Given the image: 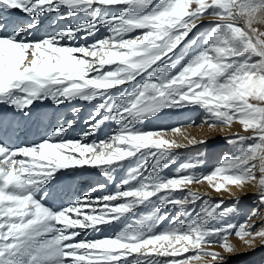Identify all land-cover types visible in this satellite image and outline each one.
I'll return each instance as SVG.
<instances>
[{"label":"snow or ice","instance_id":"6c2138e0","mask_svg":"<svg viewBox=\"0 0 264 264\" xmlns=\"http://www.w3.org/2000/svg\"><path fill=\"white\" fill-rule=\"evenodd\" d=\"M53 14L86 19L36 38ZM204 20L210 27L198 40ZM101 28L108 35L97 38ZM262 29L264 0H0V105L14 110L13 120L45 119L36 105L48 100L57 111L73 101L93 105L79 140L66 136L70 120L37 142L13 146L0 139V264H222L225 258L210 249L234 252L232 236L248 247L257 239L264 244V226L249 223L258 209L243 223H225L238 200L225 206L186 190L203 182L217 193L253 185L255 202L264 206ZM89 37L91 43L77 42ZM184 108L201 109L208 128L238 123L250 135L225 138L241 147L210 172L198 173L190 161L164 177L173 150L186 146L166 135L195 121L155 131L138 125ZM108 122L118 125L108 139L85 142ZM206 143L188 139L192 146ZM130 158L142 163L114 193L59 208L47 203L49 186L72 179L70 170L88 166L108 175ZM197 201L203 206L190 209ZM140 207L149 214L111 236L87 238L101 226L125 223ZM170 208L187 220L156 230Z\"/></svg>","mask_w":264,"mask_h":264},{"label":"rangeland","instance_id":"374dc122","mask_svg":"<svg viewBox=\"0 0 264 264\" xmlns=\"http://www.w3.org/2000/svg\"><path fill=\"white\" fill-rule=\"evenodd\" d=\"M198 23L201 25L200 33L197 36V39L199 40V36L207 32L210 25L207 20L200 21ZM107 35L108 34H105L101 37H105ZM41 36L42 35L36 36V38ZM192 51H194V49H188L189 54H191ZM130 87V85L125 86L126 89ZM204 115L203 111L199 108L167 109L158 117L152 118L138 125L141 130L155 131L163 128H171L177 125L190 124L192 121H195L193 126L182 128L180 134L174 135L172 133H168L166 135L165 138L170 140L175 139L177 143H181L186 146L173 150L174 155L169 159L168 166L161 170L162 176L170 177L175 175L181 164L190 161L198 163L196 168L198 173L210 172L214 166L221 162L224 155H236L241 147L239 144L230 145L226 143L225 138L233 137L234 134L237 133L239 135H250V133L243 132L238 123H234L231 127H217L214 129L208 128L202 123ZM89 117L84 118V120ZM117 130L118 128H115V132ZM83 132L86 131H82L81 133ZM188 139H195L197 141L203 139L206 140L207 143L192 146L188 144ZM245 143H251V141H247ZM140 163H142L140 160L130 158L129 160L123 162L124 165L116 166L117 171L121 174L119 178L121 180L115 184V187H117L119 183L121 184L124 179L128 178L129 173ZM148 171L149 169H147V167L141 169V173L144 175H147ZM95 186L96 185H94L91 189L95 188ZM116 190L117 188L115 191ZM186 190L194 192L210 201H219L222 199L225 202V206H231L238 200V211L227 217L224 221L225 223H243L252 214L253 210L258 209L259 217H253L249 223L256 225V230H259L261 226H264V206H260L255 202L258 191L253 185H246L243 189L229 186L228 191H221L220 193H217L207 184V182H203L188 185ZM85 192H87V189ZM182 194L183 193L181 192L174 193L176 196H180ZM202 206V201H197L195 204L189 205V208L199 210ZM149 211V209H145L144 207L138 208L136 213L131 215L126 225L142 219L145 215L149 214ZM166 214L169 219L159 224L156 230H162L169 225L172 219L178 217L180 219L187 220V217L180 216L179 211L176 208H170L167 210ZM229 242L235 247V251L232 253L224 252L222 248L218 246L210 249L212 251L219 252L225 258L222 264H264V244H262L259 239L254 242L253 247H248L244 242L240 241L235 236H232Z\"/></svg>","mask_w":264,"mask_h":264},{"label":"bare ground","instance_id":"6f19581e","mask_svg":"<svg viewBox=\"0 0 264 264\" xmlns=\"http://www.w3.org/2000/svg\"><path fill=\"white\" fill-rule=\"evenodd\" d=\"M85 19L86 17L81 15L79 17H72L66 20H57L55 18V14H53L49 20L45 21L40 31L36 32L34 36L36 37L39 35L44 36L47 34H54L55 31L61 27L75 26L78 22H83ZM105 34H108L107 30L101 28L97 33V38ZM92 38L93 37L88 38V43L91 42ZM87 41L78 40L77 42L83 44ZM73 107L79 111L74 113L72 111ZM36 108L40 113H46V118L39 122H25L14 121V110L0 105V120L5 121V126L0 127V139L10 143L13 146L37 142L42 136L46 134L50 127L58 126L68 120L73 123V128L70 129L68 133H66L68 139L79 140L81 139V132H87L90 128V124L87 123L89 118L86 120H84V118L92 115L93 105L91 104L81 101H73L70 104L60 106V110L57 111L56 106L52 104L51 100H48L45 101L43 105L38 103ZM9 124L10 126H7ZM5 127L7 128L6 131ZM115 128H118V126L114 122H108L103 125L95 135L87 137L85 142L90 143L94 140H106L113 134V132H115ZM70 171L73 173L72 179L69 180L66 178H61L59 182L49 186V196L45 198L49 206L59 208L62 205L71 203L73 200L81 199L85 195H89L93 200H95L97 197L114 193L115 189L117 188L115 187V184L121 180L119 179L121 174L117 171L116 166H112L110 168L108 175L101 174L98 168H92L88 166ZM57 175L59 176L60 173H57ZM101 184L104 185L103 189L97 187ZM94 185H96V191H92L91 189ZM86 189L87 192H85ZM131 215V213L128 214V218L123 224L116 222L114 225L101 226L100 231L98 232H89L87 234V238L97 239L111 236V234L113 235L115 232L126 226V223L128 222Z\"/></svg>","mask_w":264,"mask_h":264}]
</instances>
